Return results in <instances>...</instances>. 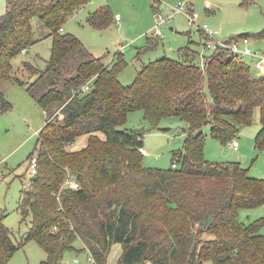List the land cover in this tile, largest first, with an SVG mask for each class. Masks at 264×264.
<instances>
[{"label":"trees","instance_id":"trees-1","mask_svg":"<svg viewBox=\"0 0 264 264\" xmlns=\"http://www.w3.org/2000/svg\"><path fill=\"white\" fill-rule=\"evenodd\" d=\"M88 1L5 0L0 13V111L12 106L1 90L11 80L25 86L45 113L29 156L36 155L37 169L18 204L31 221L25 241L33 239L45 250L43 264H60L67 252L85 247L96 263L106 264L113 243L122 246L118 264H264V215L239 219L242 208L264 203V177L251 175L238 160L206 159V134L200 130L208 124L214 137L233 142L258 109L254 142L263 150L264 73L224 47L201 59L206 35L197 29L201 39H189L179 58L142 61L134 79L123 83L118 73L127 62L121 52L105 63L63 30ZM251 2L240 0L245 6ZM35 17L48 29L50 55L42 68L23 61L35 75L22 79L12 59L35 42ZM88 20L101 29L112 13L101 5ZM263 33L235 34L225 41ZM158 38L150 33L140 51L156 48ZM137 109L152 128H159L163 117L184 121L182 148L173 152L168 168L145 166L139 150L143 131L122 128ZM81 134H87L85 145L71 148ZM67 179L79 187L71 188ZM3 216L0 264H9L23 241L13 240Z\"/></svg>","mask_w":264,"mask_h":264},{"label":"rangeland","instance_id":"rangeland-1","mask_svg":"<svg viewBox=\"0 0 264 264\" xmlns=\"http://www.w3.org/2000/svg\"><path fill=\"white\" fill-rule=\"evenodd\" d=\"M154 1L89 0L73 13L63 27L106 61L115 58L117 51L121 52L127 63L118 73V78L123 83H130L140 62L162 55L179 58V47L188 42V34L196 32L200 36L197 27L189 23L186 14L176 13L172 19L162 23L163 35L158 38L156 48L140 51L155 24ZM183 1L192 5L198 14L199 23H207L218 31L215 37L226 39L241 33L257 35L264 29V0H252L247 6L240 4V0H163L160 5L165 10ZM101 5L108 6L112 20L99 29L90 24L88 17ZM115 13L119 14L118 21L114 18ZM33 29L35 42L27 52H20L12 59L14 72L22 79L32 80L35 75L23 67V61H30L42 68L50 55L51 37L38 17L33 18ZM249 38L253 49L264 50V35ZM244 59L257 72L252 60L249 57ZM1 90L12 106L6 111H0V214L4 215L3 221L10 229L13 240L18 243L23 241L10 257L9 264H43L45 250L35 240L24 239L31 221L29 215L22 217L18 204L21 189L31 176L28 170L29 156L35 147L38 131L45 123V113L25 86L8 80L4 82ZM159 126L152 128L143 111L137 109L128 113L122 128L143 131L142 161L145 166L168 168L173 152L182 148L185 124L178 117H163ZM258 129L259 113L255 109L253 121L239 127L234 136L238 146L233 148V139L223 143L211 134L210 125H202L200 130L206 134L205 158L210 161L238 160L243 167L249 169L251 175L264 177V149L258 150L254 142ZM86 140L87 134L79 135L71 148H81ZM261 215H264V203L253 208H242L239 219L248 222ZM81 243L80 239L75 242L77 246ZM73 256L74 253L67 252L60 264H72ZM86 256L85 249L79 252L80 264H89Z\"/></svg>","mask_w":264,"mask_h":264},{"label":"built area","instance_id":"built-area-1","mask_svg":"<svg viewBox=\"0 0 264 264\" xmlns=\"http://www.w3.org/2000/svg\"><path fill=\"white\" fill-rule=\"evenodd\" d=\"M160 2L163 0L154 1V27L151 30V33L156 37H161L163 35L162 23L172 19L176 13H184L188 17V21L192 26L201 29L202 32L206 35V38L201 46L200 57L203 58L205 52L209 50H214L217 47L228 48L231 52L237 54L240 57H249L252 60L253 67L258 70V72L264 73V50H256L251 47V41L249 37H243L239 41L231 40L225 41L220 37H215V34H218L216 29H212L207 23H199L197 21L198 14L193 10L191 4L188 1L178 2L172 8H164L160 5ZM115 18H119V14H115ZM84 89L88 88V83L83 86ZM238 142L234 140L232 142V147L237 148ZM139 150L144 152L143 147H139ZM173 166L175 163L172 164ZM29 173L33 174L37 169V157L33 155L29 159L28 163ZM66 183L73 189L79 187V184L73 179H67ZM88 260L95 262V259L91 254L88 255ZM73 264H80L78 259L73 261Z\"/></svg>","mask_w":264,"mask_h":264},{"label":"crops","instance_id":"crops-1","mask_svg":"<svg viewBox=\"0 0 264 264\" xmlns=\"http://www.w3.org/2000/svg\"><path fill=\"white\" fill-rule=\"evenodd\" d=\"M4 8H5V0H0V13H2L3 11H4ZM115 14H117V13H115ZM115 17V16H114ZM116 19V18H115ZM117 21H118V19H116ZM63 30L65 31V28L63 27ZM189 39H191V40H200L201 38H200V36L195 32V33H193V34H189ZM189 39H188V41H189ZM188 43V42H187ZM186 43V44H187ZM180 48V47H179ZM90 49V48H89ZM91 50V49H90ZM92 51V50H91ZM93 52V51H92ZM94 54H96V55H98L97 53H95V52H93ZM98 56H101V55H98ZM113 59V58H112ZM112 59H110V60H108V61H106V60H104L105 61V63H109ZM140 66V65H139ZM8 81V80H7ZM4 84V83H3ZM3 84H2V86L1 87H3ZM5 94V93H4ZM85 252H87V256H86V261H88L89 262V264H98V263H96V262H92V261H89L88 260V255H89V253H88V249L85 247ZM121 252H122V246H121V244L120 243H113L112 245H111V248H110V250H109V253H108V255H107V260H106V264H118V258H119V256H120V254H121ZM72 253H74V255L75 256H73L72 257V259H73V261L75 260V259H78V257H79V252H72ZM63 260V259H62ZM78 261H79V259H78ZM62 262V261H61ZM80 262V261H79ZM73 264V263H72Z\"/></svg>","mask_w":264,"mask_h":264},{"label":"water","instance_id":"water-1","mask_svg":"<svg viewBox=\"0 0 264 264\" xmlns=\"http://www.w3.org/2000/svg\"><path fill=\"white\" fill-rule=\"evenodd\" d=\"M170 29H172V26H170Z\"/></svg>","mask_w":264,"mask_h":264}]
</instances>
